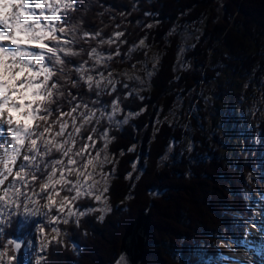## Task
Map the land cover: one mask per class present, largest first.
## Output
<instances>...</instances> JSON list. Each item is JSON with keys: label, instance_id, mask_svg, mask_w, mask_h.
Returning <instances> with one entry per match:
<instances>
[{"label": "trees", "instance_id": "trees-1", "mask_svg": "<svg viewBox=\"0 0 264 264\" xmlns=\"http://www.w3.org/2000/svg\"><path fill=\"white\" fill-rule=\"evenodd\" d=\"M73 15L74 23L83 19V30H99L105 39L116 31L124 33L120 38L124 42H117L120 55L107 68H100L105 75L112 71L119 81L116 91L101 96L97 105L92 104L95 93L84 85L73 89V95L79 92L90 107L97 108L110 106L118 96L122 111L116 120L122 121L130 112L140 114L129 117L127 124H109L105 118L96 125L92 155L103 148L100 133L105 129L111 141L101 154L111 161L103 172L114 170L104 194L112 210L103 222L97 220L101 213L94 212L81 218L79 227L72 222L59 225L66 233L63 244L50 245L42 264H112L123 232L142 211L148 212L150 223L142 264H218L219 245L239 239L253 217L250 201L264 163V119L246 139L244 152H224L225 138L216 131L215 119L210 125L202 92L214 82L215 96L233 94L232 85L219 76L225 67L247 74L256 66L254 79L264 89L260 54L264 52V0H80ZM193 28L201 31L181 53L182 33ZM141 39L145 46L129 53ZM116 47L104 45L103 50L114 53ZM151 54H158V61L148 60ZM179 59L183 65L178 69ZM125 72L139 76L143 83L129 80ZM69 99L65 89L64 111L72 106ZM90 131L91 126L83 131L85 140ZM133 145L135 150L129 152ZM165 155L167 159L161 160ZM130 172L131 178L126 179ZM77 205L81 211L103 207L89 198ZM32 219L36 223L30 220L23 229L22 216H13L3 225L0 247L10 238L25 240L14 264L32 259L35 250L27 248V241L34 243L40 218ZM46 231L52 234L47 226ZM9 254H14L11 246Z\"/></svg>", "mask_w": 264, "mask_h": 264}, {"label": "snow or ice", "instance_id": "snow-or-ice-1", "mask_svg": "<svg viewBox=\"0 0 264 264\" xmlns=\"http://www.w3.org/2000/svg\"><path fill=\"white\" fill-rule=\"evenodd\" d=\"M79 7L80 0H0V241L4 238L3 225L9 224L13 216L24 218L21 229L30 220L36 223L32 218L39 217L36 231L40 241L35 249V264H42L46 259L50 245L63 244L61 237L66 233L61 232L59 225L72 222L79 227L81 218L94 212L101 213L97 220L103 222L111 212L104 194L109 191V177L114 175V170L103 172L104 165L111 161L106 155L101 159V153L107 151L111 141L105 129L100 133L103 148L93 156L90 149L97 144L93 134L97 133L96 125L102 119L119 126L127 124L129 117L140 114L130 112L122 121L116 120L122 111L118 96L110 106L105 103L104 107L97 108L90 107L79 92L73 95V89L84 85L89 93H95L92 104L97 105L101 103V96L116 91L119 81L113 78L112 71L105 75L100 68H107L113 57L120 55L117 42H124L120 41L124 35L120 31L105 39L99 30H83V19L73 22V14ZM113 44H117L115 52L106 54L103 46ZM143 46L145 39L130 48L129 53ZM123 75L143 83L135 74ZM65 89L70 97L68 103L72 105L68 111L63 110L61 103ZM109 107L111 110L106 111ZM89 126L91 131L85 140L82 133ZM5 132L8 135L3 136ZM80 140L85 142L78 147ZM134 150L135 145L128 149ZM165 159L166 155L161 158ZM136 167L133 163V170ZM97 168L101 171L97 172ZM97 175L101 179H96ZM131 176L130 172L125 178ZM85 198L103 207L81 211L77 201ZM24 244L23 238L8 239L0 247V264H14ZM27 248H34L32 240L27 241ZM77 248L73 244V249ZM19 264H31V261L22 259ZM117 264H127L125 257L121 256Z\"/></svg>", "mask_w": 264, "mask_h": 264}, {"label": "rangeland", "instance_id": "rangeland-1", "mask_svg": "<svg viewBox=\"0 0 264 264\" xmlns=\"http://www.w3.org/2000/svg\"><path fill=\"white\" fill-rule=\"evenodd\" d=\"M200 31V28L185 29L183 31L181 37L183 50L192 44L193 39L198 36ZM182 52L183 51H181V53ZM260 54L261 57L264 58V52L260 50ZM148 60L155 63L158 61V54L149 55ZM182 65V61L179 59L177 68H181ZM255 69L256 66L253 70ZM253 70L247 74H243L240 71H236L233 67H225L223 69L219 76L220 79L232 85L233 94L231 96L226 94L215 96L213 93L214 82L207 85L202 92L205 109L209 113L210 125L213 124L212 120L215 119L216 131L225 138L222 149L229 154L242 150L244 152L247 145L246 139L253 136V128L264 119V89L260 85H257ZM216 101L218 102L219 108L215 105ZM227 112L231 114L229 118L226 116ZM224 117L225 120H222ZM207 134L209 135V133ZM2 135L6 136L8 134L5 132ZM104 156L105 155L101 154V159H103ZM261 168V174L257 179V184L250 201V206L254 211L253 217L245 224L239 239L236 241H225L219 245L220 258L217 261L218 264H233V256L229 250L240 249L247 238L251 234H254L253 228L259 217L261 215L264 216V163ZM96 171L100 172L101 169L97 168ZM96 179L99 180L101 177L97 175ZM99 187L102 190L103 184L101 183ZM21 211H23L22 207ZM34 240L33 245L35 250L39 247L40 234L38 232L35 234ZM35 259L36 255L34 251L31 264H35Z\"/></svg>", "mask_w": 264, "mask_h": 264}, {"label": "water", "instance_id": "water-1", "mask_svg": "<svg viewBox=\"0 0 264 264\" xmlns=\"http://www.w3.org/2000/svg\"><path fill=\"white\" fill-rule=\"evenodd\" d=\"M149 234V214L147 211H142L123 232L118 256L112 264H117L121 256L125 257L127 264H142Z\"/></svg>", "mask_w": 264, "mask_h": 264}, {"label": "bare ground", "instance_id": "bare-ground-1", "mask_svg": "<svg viewBox=\"0 0 264 264\" xmlns=\"http://www.w3.org/2000/svg\"><path fill=\"white\" fill-rule=\"evenodd\" d=\"M251 234L238 250H229L233 264H264V216H260Z\"/></svg>", "mask_w": 264, "mask_h": 264}]
</instances>
